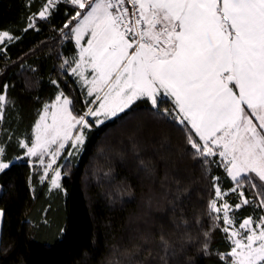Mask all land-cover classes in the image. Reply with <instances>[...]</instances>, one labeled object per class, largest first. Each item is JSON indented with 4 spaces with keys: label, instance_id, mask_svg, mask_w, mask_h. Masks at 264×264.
I'll return each instance as SVG.
<instances>
[{
    "label": "trees",
    "instance_id": "obj_1",
    "mask_svg": "<svg viewBox=\"0 0 264 264\" xmlns=\"http://www.w3.org/2000/svg\"><path fill=\"white\" fill-rule=\"evenodd\" d=\"M46 2L0 0V30L21 37L0 54V94L7 99L0 143L6 158L15 159L0 173V264H224L219 255L230 242L207 206L216 184L224 191L235 184L218 156L208 164L193 158L174 112L157 114L138 100L103 124L92 123L80 151L67 147L59 158L60 189L42 180L47 158L41 164L19 147V140L30 145L36 121L59 92L73 101L74 114L86 112L94 100L70 73L77 48L63 35L68 29L60 31L74 14L72 5L58 4L49 20L37 19L38 30L21 32ZM242 190L250 200L259 191L248 183ZM225 199L234 206L240 197L229 191ZM258 214L264 209L251 205L234 213L241 221ZM204 231L211 233L209 255L201 250Z\"/></svg>",
    "mask_w": 264,
    "mask_h": 264
},
{
    "label": "snow or ice",
    "instance_id": "obj_2",
    "mask_svg": "<svg viewBox=\"0 0 264 264\" xmlns=\"http://www.w3.org/2000/svg\"><path fill=\"white\" fill-rule=\"evenodd\" d=\"M61 3L72 5L74 13L60 30L68 29L63 35L78 49L71 73L89 85L88 96L95 94L87 103L99 106L74 114L73 101L60 92L44 108L30 145L19 140L28 157L38 156L41 164L50 157L42 180L51 170V187L61 188L60 168L53 165L69 142L80 151L84 129L91 126L88 117L103 124L145 100L157 114L174 112L193 158L208 164L216 162L208 158L218 156L235 184L228 191L216 184L207 206L214 226L230 242L219 259L224 264H264V214L242 221L234 215L246 205L264 209V0H47L21 32L38 30L37 19L49 20ZM19 39L0 30V54ZM89 69L91 79L85 75ZM6 103V95L0 94V121ZM165 103L173 108L162 111ZM14 163L0 143V173ZM245 183L259 189L258 199L245 196ZM229 191L240 197L234 206L225 199ZM203 236L201 250L209 255L210 231ZM160 241L167 252L168 241L163 235Z\"/></svg>",
    "mask_w": 264,
    "mask_h": 264
},
{
    "label": "rangeland",
    "instance_id": "obj_3",
    "mask_svg": "<svg viewBox=\"0 0 264 264\" xmlns=\"http://www.w3.org/2000/svg\"><path fill=\"white\" fill-rule=\"evenodd\" d=\"M87 36L85 37V40L84 41H82V43H86V40H87ZM77 58H78V49H77ZM75 66V65H74ZM73 66V67H74ZM70 73H71V69H70ZM72 74V73H71ZM85 75L89 78V79H91V70L89 69L88 71H86V73H85ZM76 79H77V81H78V83L80 84V85H83V86H85L87 89H88V87H89V85H84L83 84V82L79 79V77H76V76H74ZM60 94V92L58 93V95ZM66 96V95H65ZM94 96V99H95V94L93 95ZM68 97V96H67ZM69 98V97H68ZM70 99V98H69ZM55 102V99H54V101L53 102H51V103H49V104H46V106H48V105H50V104H52V103H54ZM45 106V107H46ZM99 106V103L97 102V103H94L91 107L92 108H96V107H98ZM43 112H44V109H43V111H42V113H41V115L43 114ZM40 115V116H41ZM40 116H39V118H38V120L36 121V123L40 120ZM88 120H89V122H90V125H92V123H95V119L96 118H94V117H88L87 118ZM100 119H104L103 117H100ZM106 120V119H105ZM35 123V124H36ZM47 123H51V117L49 116L48 118H47ZM79 127V126H78ZM34 132H35V126H34ZM76 134V131L74 130L73 131V135H75ZM33 139H34V136H33ZM24 141V140H23ZM53 147H55V146H53ZM67 147H70V149H73L72 147H71V142H69L67 145H66V147H65V149L67 148ZM82 146H80V148H81ZM65 149H64V151H65ZM74 150V149H73ZM63 151V152H64ZM63 152L61 153V155L57 158V161H56V164H54L53 165V168L55 169L56 167H58L57 166V163H58V161H59V158L62 156V154H63ZM44 158H47V163L50 161V157L49 156H45ZM47 165V164H46ZM52 175H53V172L51 171V170H49V173H48V179L50 180L51 179V177H52ZM0 191H1V187H0ZM0 211H2L1 209H0ZM1 223H2V218H0V231H1Z\"/></svg>",
    "mask_w": 264,
    "mask_h": 264
},
{
    "label": "built area",
    "instance_id": "obj_4",
    "mask_svg": "<svg viewBox=\"0 0 264 264\" xmlns=\"http://www.w3.org/2000/svg\"><path fill=\"white\" fill-rule=\"evenodd\" d=\"M130 7V6H129Z\"/></svg>",
    "mask_w": 264,
    "mask_h": 264
}]
</instances>
